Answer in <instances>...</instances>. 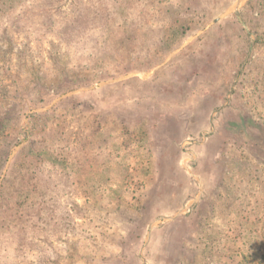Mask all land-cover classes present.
Here are the masks:
<instances>
[{"label":"rangeland","instance_id":"374dc122","mask_svg":"<svg viewBox=\"0 0 264 264\" xmlns=\"http://www.w3.org/2000/svg\"><path fill=\"white\" fill-rule=\"evenodd\" d=\"M0 264H264V0H0Z\"/></svg>","mask_w":264,"mask_h":264}]
</instances>
